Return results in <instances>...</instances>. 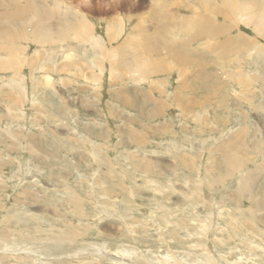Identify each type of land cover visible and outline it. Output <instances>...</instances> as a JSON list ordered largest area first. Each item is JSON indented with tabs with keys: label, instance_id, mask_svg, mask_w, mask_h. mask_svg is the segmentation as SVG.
Returning <instances> with one entry per match:
<instances>
[{
	"label": "rangeland",
	"instance_id": "obj_1",
	"mask_svg": "<svg viewBox=\"0 0 264 264\" xmlns=\"http://www.w3.org/2000/svg\"><path fill=\"white\" fill-rule=\"evenodd\" d=\"M232 2L264 11L0 0V264H264V36Z\"/></svg>",
	"mask_w": 264,
	"mask_h": 264
},
{
	"label": "bare ground",
	"instance_id": "obj_2",
	"mask_svg": "<svg viewBox=\"0 0 264 264\" xmlns=\"http://www.w3.org/2000/svg\"><path fill=\"white\" fill-rule=\"evenodd\" d=\"M222 1V0H221ZM220 4V3H219ZM229 5V4H228ZM249 6H250V4H249ZM252 6V5H251ZM230 7H232V8H234L235 10H236V14H238V15H240V18H241V20L242 21H244L246 24H252V26H253V28H254V30L258 33V34H260V35H263L264 36V11H260V12H254L253 10H251V8L250 7H248L247 5L245 6V5H241V4H237L236 2H232L231 3V6ZM229 7V8H230ZM206 9H208L207 7H205ZM209 10H210V8H209ZM212 10V12H213V19H212V21H216L217 22V20L216 19H219L220 18V15L218 14V13H216L215 12V9H211ZM224 11V10H223ZM225 12V11H224ZM231 13H233V11L232 10H229L227 13L225 12L224 14H223V19H228V17H230L231 15ZM40 15H41V17H42V19H43V21H42V23H41V25H40V33L42 32V28H41V26L44 28V33H42L41 35L45 38V39H48V38H50V33H51V30H52V28H51V26L49 25V29L47 28L48 27V22H47V20L48 19H50L51 17H53L55 14L53 13V12H51L50 14L49 13H44V12H40ZM230 15V16H229ZM237 16V15H236ZM244 16V17H243ZM242 17H243V19H242ZM231 18V17H230ZM1 28H2V26H0ZM0 28V29H1ZM5 30V29H4ZM7 33V31L5 32V31H3L2 33H1V35L5 38V34ZM39 34V33H38ZM47 37H46V36ZM202 35V34H201ZM200 35V36H201ZM206 37V36H205ZM9 38H10V36H9ZM197 38V37H196ZM201 40V39H200ZM191 43V42H190ZM175 61L176 62H183L182 61V59L180 58V57H178V56H175ZM142 66H140L139 67V69L141 70V71H144V70H146V69H151V68H153V65L152 64H150V63H142L141 64ZM2 67V65L0 64V68ZM30 152H31V150H30ZM231 160L233 161V162H236L237 161V157L236 156H231ZM260 173H264V168L263 169H258L257 171H256V174H258V175H260L261 177H263V175L262 174H260ZM88 182V181H87ZM251 195H253V194H251ZM78 196V195H77ZM75 197V196H74ZM80 198H77V199H75V203H78V200H79ZM89 224V223H88ZM65 239V238H64ZM67 240H69V239H67Z\"/></svg>",
	"mask_w": 264,
	"mask_h": 264
},
{
	"label": "crops",
	"instance_id": "obj_3",
	"mask_svg": "<svg viewBox=\"0 0 264 264\" xmlns=\"http://www.w3.org/2000/svg\"><path fill=\"white\" fill-rule=\"evenodd\" d=\"M208 66H203L202 68H207ZM153 75H155V74H153ZM183 82V81H182ZM181 82V83H182ZM151 83H152V81H151ZM154 88H156V87H154ZM176 88H179V87H176ZM152 91H158V89H152V88H150ZM184 97H187V96H174V101H175V105H176V107L177 108H179V109H181V110H183V109H186L187 107L189 108H191V107H193V101L191 100L188 104L187 103H185V100H184ZM149 98H151V99H153L152 97H151V94H150V96H149ZM161 101V100H160ZM198 104H199V102H198ZM108 113H110L109 111H108ZM149 113H151V112H149ZM28 150L30 151L31 150V148L30 147H28ZM32 152V151H31ZM232 153V152H231ZM237 153V152H236ZM33 155H35V154H33ZM237 155L238 156H243V157H245L246 159H248V157H246V156H244L243 154L242 155H240L239 153H237ZM222 163H223V160H222ZM233 172H238L237 170H234Z\"/></svg>",
	"mask_w": 264,
	"mask_h": 264
}]
</instances>
